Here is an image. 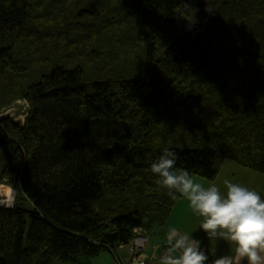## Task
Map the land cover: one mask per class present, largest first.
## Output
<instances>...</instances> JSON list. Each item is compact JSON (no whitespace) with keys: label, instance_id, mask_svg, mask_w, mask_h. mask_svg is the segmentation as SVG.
Listing matches in <instances>:
<instances>
[{"label":"trees","instance_id":"obj_1","mask_svg":"<svg viewBox=\"0 0 264 264\" xmlns=\"http://www.w3.org/2000/svg\"><path fill=\"white\" fill-rule=\"evenodd\" d=\"M209 9L210 11H208ZM0 264H92L176 203L151 162L264 176V0H0Z\"/></svg>","mask_w":264,"mask_h":264},{"label":"clouds","instance_id":"obj_2","mask_svg":"<svg viewBox=\"0 0 264 264\" xmlns=\"http://www.w3.org/2000/svg\"><path fill=\"white\" fill-rule=\"evenodd\" d=\"M177 159L176 152L165 148L151 162L150 171L172 200H187L192 212L202 218L200 228L209 238H223L234 245V255L221 256L212 264H264V198L227 179L224 192L215 184L205 187L189 170L177 167ZM166 243L160 264H207L201 241L189 234L172 227Z\"/></svg>","mask_w":264,"mask_h":264},{"label":"crops","instance_id":"obj_3","mask_svg":"<svg viewBox=\"0 0 264 264\" xmlns=\"http://www.w3.org/2000/svg\"><path fill=\"white\" fill-rule=\"evenodd\" d=\"M230 162L232 161L226 160L223 164V167L226 163ZM233 163L236 164L235 162ZM223 167L217 181L213 184L218 185L217 182L223 173ZM232 169H235L238 174L232 173L231 181H236L242 186L257 191L261 197L264 198V178H256L255 175H257V173L247 170L243 167ZM260 177L263 176L260 175ZM196 181L200 182L201 184L203 183L205 187H208L206 182H202L198 179ZM201 219L202 218L197 217L192 212L187 200L181 198L174 206L169 220L164 227H155L150 233H144L140 230H136L138 233L148 236L149 239V243L143 252L134 254L130 250V246L132 244L131 242L136 236L135 232L133 238L127 244H122L114 248L112 251L105 252L103 255L93 259L92 264H128L134 258L146 260L149 262V264H158L153 263V258L156 253L160 252L159 248L166 244V234L172 227H175L180 232L187 233L191 237L201 241V247L209 257L207 261L208 264H212L213 260L221 256L234 255V245H232L230 241L219 237L209 238L207 236V234L200 228ZM244 264H247V262L245 261Z\"/></svg>","mask_w":264,"mask_h":264},{"label":"rangeland","instance_id":"obj_4","mask_svg":"<svg viewBox=\"0 0 264 264\" xmlns=\"http://www.w3.org/2000/svg\"><path fill=\"white\" fill-rule=\"evenodd\" d=\"M29 112H30L29 103L26 100L22 99V100L16 101L11 107L6 108V110H4L3 112H0V117L7 116V117H10L14 122L23 124L26 117L28 116ZM1 166H2V159H0V168H1ZM232 168H241V167H239L237 164H234L233 161L230 163H226L224 165L223 173L221 174V177L219 178V180L217 182L218 183L217 186L221 189L222 192L226 191L225 186L223 184V181L225 179L231 181L232 173H237L236 170L232 169ZM220 173H221V171H220ZM255 176H256V178H264V176L260 177V175H258V174ZM218 177H217V179H218ZM194 178L196 180L198 179V180H201L202 182H206L207 186H210L214 183V182H208V181H206L200 177L195 176ZM217 179H216V181H217ZM231 182L238 183L236 181H231ZM9 188H10V191H13V197L12 198H10V196H7V194L6 195H0V201L2 202V204H4L3 207H5V208H13L14 204H15L16 191L14 189H12L11 187H9ZM131 243H133V241ZM110 251H112V250H110ZM56 263L62 264L60 262H56Z\"/></svg>","mask_w":264,"mask_h":264},{"label":"built area","instance_id":"obj_5","mask_svg":"<svg viewBox=\"0 0 264 264\" xmlns=\"http://www.w3.org/2000/svg\"><path fill=\"white\" fill-rule=\"evenodd\" d=\"M0 205L3 206L4 204H2V202L0 201ZM136 232V236L134 237L133 243L130 246L131 251L136 254L138 252H143V250L147 247L148 243H149V239L148 236H146L145 234H140L137 231ZM167 243L162 245L159 248L158 253L155 254L154 258H153V263H160V258L163 256L164 251H165V247H166ZM163 252V253H162ZM128 264H149L148 261L143 260V259H139V258H134L131 262H129ZM208 264V263H207Z\"/></svg>","mask_w":264,"mask_h":264},{"label":"bare ground","instance_id":"obj_6","mask_svg":"<svg viewBox=\"0 0 264 264\" xmlns=\"http://www.w3.org/2000/svg\"><path fill=\"white\" fill-rule=\"evenodd\" d=\"M10 196V198L13 197V191H10V188L8 186H0V195H6Z\"/></svg>","mask_w":264,"mask_h":264}]
</instances>
